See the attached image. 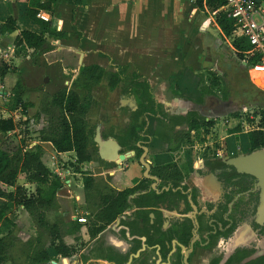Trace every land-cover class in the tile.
Masks as SVG:
<instances>
[{
    "label": "flooded vegetation",
    "instance_id": "1",
    "mask_svg": "<svg viewBox=\"0 0 264 264\" xmlns=\"http://www.w3.org/2000/svg\"><path fill=\"white\" fill-rule=\"evenodd\" d=\"M132 77L124 74L115 88L122 93ZM175 94L168 91L171 102L154 95L145 110L134 95L122 93L132 103L120 104L129 115L118 134L105 138L104 125L95 126V164L110 181L97 185L89 229L79 232L77 244L65 243L68 257L56 256L63 264H264L262 184L232 163L253 152L242 138L250 131L216 134L219 120L239 109L208 94L202 103ZM98 128L103 141L120 147L113 160L101 157ZM107 190L116 197L126 193V207L104 225L95 219Z\"/></svg>",
    "mask_w": 264,
    "mask_h": 264
},
{
    "label": "crops",
    "instance_id": "2",
    "mask_svg": "<svg viewBox=\"0 0 264 264\" xmlns=\"http://www.w3.org/2000/svg\"><path fill=\"white\" fill-rule=\"evenodd\" d=\"M33 1L16 0L8 5L0 2V15L10 13L19 19L32 7ZM41 13L51 22L53 30L66 37L52 40V51L36 55L32 50L15 48L19 32L0 35V59L15 69L0 78V94L10 99L14 98L12 91L19 78L26 88L24 98H30L29 103L35 104L42 94L52 96L60 90H69L81 68L94 65L105 71L108 66H116L114 72L127 67V75L130 67L133 74L147 78L154 91L155 79H170L176 87L190 86L199 69L195 66L197 59L207 53L211 55L212 51L217 54V64L224 62L225 57L226 68L233 63L228 48H234L217 25L216 15L198 8L194 0H81L78 3L67 0L58 4L54 16ZM211 29L220 37L213 38ZM225 42L229 46L224 50ZM201 50L205 51L201 54ZM37 56H55V59H47L45 65H40ZM68 59L69 63L76 62L66 65ZM243 65H247L245 60ZM18 110L14 106L12 109L0 106V120L13 119L16 124L25 117ZM15 133L0 132L1 150L10 153L3 142ZM242 138L249 149L248 134ZM34 144L41 145L44 150H54L49 162L55 155L76 157L74 152H56L51 143L38 140Z\"/></svg>",
    "mask_w": 264,
    "mask_h": 264
},
{
    "label": "trees",
    "instance_id": "3",
    "mask_svg": "<svg viewBox=\"0 0 264 264\" xmlns=\"http://www.w3.org/2000/svg\"><path fill=\"white\" fill-rule=\"evenodd\" d=\"M62 1L67 0H34L32 7L19 19L14 18L10 13L0 15V35L19 32L14 41V46L18 50H32L36 55L52 51L54 48L52 40L63 39L66 34L53 30L51 22L38 18V14L44 11L51 17L54 16L58 4ZM70 1L78 3L81 0ZM0 2L7 5L10 3L4 0ZM194 2L198 8L207 9L211 13L226 5V0H194ZM215 19L224 36L232 39L236 56L245 60L246 54L251 51L250 43L244 38L233 39L234 22L223 12L218 13ZM256 64L257 60L252 58L247 62L246 69H253ZM11 72H15V69L0 59V78H4ZM124 74H127V67H120L119 71L112 73L109 77V86L115 88L123 83ZM107 75V72L100 66L83 67L69 90L63 89L52 96H46V105L52 116L48 125L39 132V141L51 143L58 153L74 152L79 166L93 160L94 154L90 148L95 127L90 126L88 116L95 105L94 89L103 82ZM128 80L122 93L128 96L134 95L139 105L147 110L155 101L150 83L137 73ZM213 83L217 86V81ZM25 91L24 81L19 78L12 91L14 109L22 107L26 111L34 107L32 103L24 102ZM204 92L218 101L214 91L206 88ZM203 101H205L204 98L198 103ZM258 116L260 122L257 128L248 133L249 144L253 151L264 148V108ZM138 117V112L133 114L134 119ZM231 117L234 127L230 133L241 132L239 112L231 114ZM15 129L16 124L13 119L0 120L1 133L7 134ZM44 153L45 150L41 145H36L31 151L18 150L14 154L0 149V184L13 189L5 191L0 187V226L4 223L16 226L15 217L9 215L12 206L23 208L32 217L41 237H37V245L28 255L30 264H49L55 256L68 257L70 249H67L64 238L78 234L82 228L77 221L67 224L63 222L52 224L48 221L47 213L58 208L57 197L62 185L60 177L45 165ZM21 175L25 176L27 184L35 186L34 191H29L26 186L18 184ZM83 183L86 196L89 197L94 190L95 179L86 176ZM102 198L107 200L104 203L105 208L100 211L95 220L96 223L101 222L106 225L125 209L126 193H121L116 197L107 190L102 194ZM43 233L47 235V244L43 241ZM49 246L54 249H49ZM8 260L7 238L0 237V264H6Z\"/></svg>",
    "mask_w": 264,
    "mask_h": 264
},
{
    "label": "rangeland",
    "instance_id": "4",
    "mask_svg": "<svg viewBox=\"0 0 264 264\" xmlns=\"http://www.w3.org/2000/svg\"><path fill=\"white\" fill-rule=\"evenodd\" d=\"M210 32L213 34V38L220 37L219 34H217V31L211 29ZM228 41V44L231 45L232 39H228ZM223 45H225L224 50L226 49L225 47L229 46H227L226 42L225 44L223 43ZM228 49L230 58L233 59V63H231L229 68L225 67L226 57L223 59L224 62L221 61L217 64L216 52L212 51L211 55H209V53H207V55H201L200 60L197 59L195 65L199 68L195 74L196 78L192 80L190 86L182 87L184 90L179 85L177 87L176 85L172 86L173 82H171L170 79H159V81H156L155 79L154 95L156 100L158 102L173 101L169 96L167 97V93L170 89L177 93L175 95H178L179 93L185 98L187 97L198 102L205 97L206 93L204 90L207 88L214 91L218 101L225 104L232 103L239 109L237 111L239 112V119L244 131H252L256 129L260 122V117L258 115L262 108H264V87L259 83L255 84L254 81L260 79L264 84V73L255 69L247 70L243 65V60L236 56L235 51L231 46ZM204 51L205 50H201L200 53L202 54ZM47 59L48 61L53 60L55 59V56H40L39 58L37 56L40 65H45ZM69 61V59L66 60V65H68ZM75 62L76 61L69 64L72 66ZM115 68L116 66L113 65L108 66L106 70L108 75L103 82L94 89L93 97L94 101L97 102V105H93L88 116L91 127H95L99 123L104 125L103 136L105 138H108V136H110L109 134H118L119 130L124 125L123 119L127 118L129 115L128 107L121 109L120 104L125 102V104H123L126 106V104L132 100L122 95L119 87L111 88L109 86V77L115 71ZM133 72L132 68L129 67L128 75L131 76ZM216 75H218V77ZM213 81H217V86L214 85ZM156 82H158V84ZM67 85L65 87L70 88V86ZM161 86L162 88H168V90L164 92ZM46 96V94L39 96L35 101V104H33L34 107L32 109L29 108L28 111H25L22 107L18 108L19 113L23 114L25 117H22L16 123V133L8 138L5 137L6 139L3 142L5 145L4 148H6L11 154H14L18 150L31 151L35 149L36 146L34 143L39 140V132L48 125L52 116L51 111L46 105ZM13 99L14 98L10 99L7 95L0 94V106H8L12 109L14 106ZM29 100L30 98H24L25 103H29ZM115 116L119 117V123L116 127L113 125ZM24 118H26V120H24ZM231 119L232 117L228 116L219 120V127L216 132L217 135L224 137L228 134V130L233 128L234 125L230 122ZM242 123L245 125L243 126ZM110 128L113 129L112 133L109 132ZM90 149L94 154L91 162L79 166L77 162L74 164L70 160L72 169H70V173L64 174V178L70 180L71 184L70 186L65 184L63 179L60 178L62 188L57 197L58 208L47 213V219L52 224L62 222L67 224L77 221V218L86 217L90 221V225L87 228L82 227L81 234L86 233L92 223V213L95 211L94 205L97 200L96 198L98 197L97 185L101 183L107 185L105 181H110L109 176H107L106 173H104L105 177H101L97 170L95 164L96 147L94 140ZM53 151L54 150L49 151V148L48 150H45L43 161L51 171H53L55 167L62 169L64 160H62L61 157L55 155L52 158V162H49V156L54 155ZM74 157L75 156H69L68 159H74ZM51 163H53L54 166H52ZM65 165L67 166L68 164ZM53 173L56 175L55 171H53ZM86 175H91V177L95 179L94 190L89 197L86 196L83 183V179ZM18 184L26 186L29 191L35 190V186L26 183L24 175L19 177ZM0 187L5 191L13 190L2 184H0ZM9 215L15 217L16 226H12L9 223H4L0 226V237H6L9 245V260L6 264H30L28 261V255H30L34 247L37 245V237H41L40 231L35 225L32 217L23 208L12 206ZM81 234L78 233L75 236H66L64 241L67 244H77ZM42 238L47 244V235H42ZM53 261L57 264H63L62 262L64 259L55 256Z\"/></svg>",
    "mask_w": 264,
    "mask_h": 264
},
{
    "label": "built area",
    "instance_id": "5",
    "mask_svg": "<svg viewBox=\"0 0 264 264\" xmlns=\"http://www.w3.org/2000/svg\"><path fill=\"white\" fill-rule=\"evenodd\" d=\"M7 2H14L16 0H4ZM260 1V2H258ZM264 0H226V5L221 9L213 12V15H217L223 12L230 20L234 22L235 30L233 38L246 39L251 46V51L246 54L245 62L254 58L257 60L255 69H258L264 73ZM38 18L49 21L48 18L41 12L38 14ZM64 160L62 169L55 167L56 175H58L65 184L70 186V180L64 178V174L70 173L72 169L71 161L76 164L77 157L74 159H68L69 157H61ZM71 160V161H70ZM65 164H68L67 166ZM54 166V164H53ZM52 171V172H53ZM79 224L86 226L88 219L86 217H80L76 219Z\"/></svg>",
    "mask_w": 264,
    "mask_h": 264
},
{
    "label": "water",
    "instance_id": "6",
    "mask_svg": "<svg viewBox=\"0 0 264 264\" xmlns=\"http://www.w3.org/2000/svg\"><path fill=\"white\" fill-rule=\"evenodd\" d=\"M254 82L255 84L259 83V80L256 79ZM95 141L100 146L101 157L104 160H108V161L113 160L112 153H115L120 149L119 145L116 142H113L112 140L109 141L102 140L100 128L97 129ZM121 158L123 159L124 157L122 156ZM232 163L245 170V172L255 175L259 179L260 183L262 184L263 198H264V148L255 150L251 154L246 155L245 157L240 158L239 160H236ZM263 206H264V200H263ZM263 213H264V207H263Z\"/></svg>",
    "mask_w": 264,
    "mask_h": 264
},
{
    "label": "bare ground",
    "instance_id": "7",
    "mask_svg": "<svg viewBox=\"0 0 264 264\" xmlns=\"http://www.w3.org/2000/svg\"><path fill=\"white\" fill-rule=\"evenodd\" d=\"M255 70H258V69H255ZM258 80H259V84L264 87V84L261 82V80L260 79H258Z\"/></svg>",
    "mask_w": 264,
    "mask_h": 264
}]
</instances>
